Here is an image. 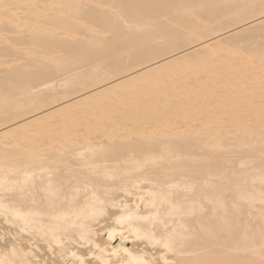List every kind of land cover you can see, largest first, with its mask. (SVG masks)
<instances>
[{
	"label": "bare ground",
	"instance_id": "bare-ground-1",
	"mask_svg": "<svg viewBox=\"0 0 264 264\" xmlns=\"http://www.w3.org/2000/svg\"><path fill=\"white\" fill-rule=\"evenodd\" d=\"M263 37L264 0H0V264H264Z\"/></svg>",
	"mask_w": 264,
	"mask_h": 264
},
{
	"label": "rangeland",
	"instance_id": "rangeland-1",
	"mask_svg": "<svg viewBox=\"0 0 264 264\" xmlns=\"http://www.w3.org/2000/svg\"><path fill=\"white\" fill-rule=\"evenodd\" d=\"M260 38H261V37H259V39H260ZM215 40H218V39H215ZM212 41H214V40H212ZM251 42H254V41H251ZM261 42H262V44H264V37L261 39V41H260V40L258 41L259 44H261ZM252 44H253V43H252ZM255 57H256V56H255ZM255 57H254V58H255ZM92 92H93V94H94L96 91H92ZM92 92L90 93V95H92ZM85 97H86V96H85ZM46 113H47V112H46ZM44 114H45V113H44ZM44 114H43V115H44ZM117 243H118V242H117ZM127 243H128L129 246L131 245V242H130V241H128ZM235 261H236V260H234V263H236ZM250 263H251V261H250ZM251 264H253V263H251Z\"/></svg>",
	"mask_w": 264,
	"mask_h": 264
}]
</instances>
